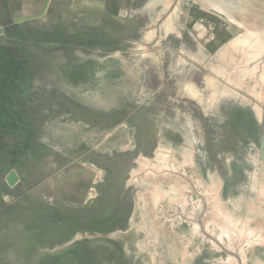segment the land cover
I'll use <instances>...</instances> for the list:
<instances>
[{"label":"rangeland","instance_id":"rangeland-1","mask_svg":"<svg viewBox=\"0 0 264 264\" xmlns=\"http://www.w3.org/2000/svg\"><path fill=\"white\" fill-rule=\"evenodd\" d=\"M58 1L0 31V264H264L252 1Z\"/></svg>","mask_w":264,"mask_h":264},{"label":"bare ground","instance_id":"bare-ground-1","mask_svg":"<svg viewBox=\"0 0 264 264\" xmlns=\"http://www.w3.org/2000/svg\"><path fill=\"white\" fill-rule=\"evenodd\" d=\"M252 2H250V1H248L247 3H246V8L247 9H243V11H246L245 13H243L242 11V13H238V16H237V19L241 22V21H244V24H246V25H248L249 27H251L250 25H249V23L247 22V21H249L250 23H255V22H257V20H258V22H259V24H260V27L261 28H263L264 29V11L262 10V8H261V5L264 3V0H251ZM249 9H251V10H249ZM256 13H258L259 15H257ZM250 31V30H249ZM246 33V32H245ZM244 33V34H245ZM256 33H258V31H256ZM244 34H243V37H244ZM263 45V44H262ZM254 47H256V46H254ZM253 47V49H255ZM256 51V50H255ZM253 53V52H252ZM258 52H256V55L259 57V53L257 54ZM255 55V56H256ZM262 56H263V54H261ZM257 56H256V58H257ZM256 60V59H255ZM262 60V59H261ZM257 63V62H256ZM264 63V62H263ZM258 65V64H257ZM262 65V64H261ZM259 66V65H258ZM257 66V67H258ZM256 67V66H255ZM262 68V67H261ZM254 69V68H253ZM251 70V69H250ZM247 74H250V73H247ZM232 80V79H231ZM219 82V81H218ZM228 82H229V80H228ZM193 83V82H192ZM215 83V82H214ZM229 84V83H228ZM215 85H216V83H215ZM220 85V84H219ZM241 85V84H240ZM216 86H218V85H216ZM216 89V88H215ZM236 93V92H235ZM239 94V93H238ZM243 94V93H242ZM220 95V94H219ZM238 96V95H237ZM238 97H240V96H238ZM242 98V97H241ZM239 100V99H238ZM251 104H252V102H251ZM264 104V103H263ZM255 106V105H254ZM253 107V106H252ZM253 109V108H252ZM254 110V109H253ZM254 112H255V110H254ZM263 112H264V110H263ZM191 113H192V111H191ZM183 165V164H182ZM187 165V164H186ZM205 204V203H204ZM203 205V204H202ZM206 207V206H205ZM197 209V208H196ZM206 209V208H205ZM217 209V208H216ZM193 210V209H192ZM202 210V209H201ZM200 210V211H201ZM198 212H199V208H198V210H196L195 211V213L192 215V216H190L191 218V220L192 221H198V222H201L202 221V218H201V214L200 215H198L197 216V214H198ZM190 215V214H189ZM223 215V214H222ZM188 216V215H187ZM217 216V215H216ZM203 217V219L205 220V215H203L202 216ZM210 217H212V216H210ZM187 218V217H186ZM201 218V219H200ZM214 217H212V219H213ZM217 218H218V216H217ZM225 218V217H224ZM227 218V217H226ZM225 218V219H226ZM228 218H230L229 216H228ZM211 219V220H212ZM200 220V221H199ZM208 220H210V218L208 219ZM216 220V219H215ZM219 220V219H218ZM230 220V219H229ZM221 222H222V220H220ZM220 221H218V222H220ZM233 222V221H232ZM204 223V222H203ZM209 223V222H208ZM213 223V222H212ZM215 223V222H214ZM217 223V222H216ZM224 223V222H223ZM194 224V223H193ZM197 224V223H196ZM200 224V223H199ZM206 224V223H205ZM222 224V223H221ZM208 225V224H207ZM215 225V224H214ZM220 225V224H219ZM223 225V224H222ZM226 224H224V226H225ZM228 225V224H227ZM206 226V225H205ZM216 226V225H215ZM218 226V225H217ZM197 227V226H196ZM201 227V226H200ZM207 228V230H208V232H203V234L205 235V237H207V239H208V241H209V239H212V242L214 241V243H215V245H216V247L217 248H219V249H222L223 247H225V249H224V252L229 256V258H228V263L230 262V264H239V260H240V258L242 257V253H241V251H242V248H243V243H246L247 241H244L239 247L238 246H236V245H234L233 244V241H231V240H233V239H231L232 237H233V235L232 236H230L229 235V237H227V236H220V235H218V236H216L217 238L215 239L214 238V233L215 232H213V230H212V228L213 227H206ZM209 228H211L210 230H209ZM216 228V227H215ZM226 229V228H225ZM229 229H230V227H229ZM203 230H204V228H203ZM217 230V229H216ZM235 230V229H234ZM222 232H223V230H221ZM220 231V232H221ZM225 231V230H224ZM230 232H232L231 230H229ZM194 232H195V230H194ZM219 232V231H218ZM235 232V231H234ZM233 232V233H234ZM237 232V231H236ZM224 233V232H223ZM200 234V233H199ZM198 234V235H199ZM220 234V233H219ZM222 234V233H221ZM225 234V233H224ZM235 234V233H234ZM241 234V233H240ZM217 235V234H216ZM226 235H227V233H226ZM201 236V235H200ZM226 237H227V240H228V238L230 239L229 241H227L229 244H227V243H225V240H226ZM231 237V238H230ZM235 237V236H234ZM239 238V237H238ZM204 239H206V238H204ZM248 240V239H247ZM204 241V240H203ZM206 241V240H205ZM207 241V242H208ZM211 241H210V243H212ZM213 243V244H214ZM238 243H239V241H238ZM248 244H249V242H248ZM247 244V246L246 247H249V245ZM253 244V243H252ZM212 246V245H211ZM245 248V247H244ZM243 248V249H244ZM246 249V248H245ZM219 251V250H218ZM244 251L245 250H243L242 252L244 253ZM242 259H243V257H242ZM244 260V259H243ZM222 263H225V262H222ZM226 264H227V262H226ZM245 264V263H244Z\"/></svg>","mask_w":264,"mask_h":264},{"label":"crops","instance_id":"crops-1","mask_svg":"<svg viewBox=\"0 0 264 264\" xmlns=\"http://www.w3.org/2000/svg\"><path fill=\"white\" fill-rule=\"evenodd\" d=\"M54 0H0V31L8 23L22 24L38 21L39 6L46 7L45 15L48 13V6L53 5ZM60 6L69 5L68 0L58 1Z\"/></svg>","mask_w":264,"mask_h":264}]
</instances>
